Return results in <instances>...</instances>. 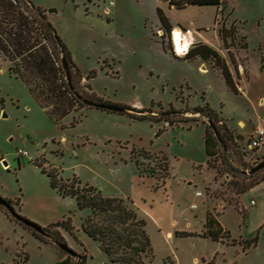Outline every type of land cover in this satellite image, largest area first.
Instances as JSON below:
<instances>
[{"label":"rangeland","instance_id":"obj_1","mask_svg":"<svg viewBox=\"0 0 264 264\" xmlns=\"http://www.w3.org/2000/svg\"><path fill=\"white\" fill-rule=\"evenodd\" d=\"M8 2L0 0V197L40 227L68 217L72 234L57 230L75 255L85 256V264L111 263L81 230L88 210L52 189L42 169L134 204L146 222L151 264H214L201 258L213 256L217 264H264V183L246 189L264 176V167L250 173L264 161V145L247 147L250 129L264 127V0H225L221 12L213 6L177 10L156 0ZM156 8L171 27L189 29L193 45L202 39L217 44L216 31L233 24V40H220L219 50L233 72L228 52L245 58L233 61L237 79L248 73L240 82L247 94L239 87V94L229 92L209 66L202 73L197 60L175 58L166 35L162 49ZM45 24L70 52V61ZM62 58L69 84L83 99L143 109L147 116L173 109L196 121L168 126L85 106L67 89ZM205 102L233 136L217 145L208 164L204 129L216 118L192 112ZM258 117L262 125L255 124ZM243 120L254 124L241 129ZM205 209L227 230L221 229V240L164 236L173 221L176 231H200ZM7 214L0 207V264H56L67 256L48 235H42L47 243L39 241ZM254 238V246L242 248ZM77 262L71 256L69 264Z\"/></svg>","mask_w":264,"mask_h":264},{"label":"trees","instance_id":"obj_2","mask_svg":"<svg viewBox=\"0 0 264 264\" xmlns=\"http://www.w3.org/2000/svg\"><path fill=\"white\" fill-rule=\"evenodd\" d=\"M17 0H12L8 3H16ZM167 3L168 7H172L177 10L184 9L189 6H213L218 9L224 5L225 0H156ZM222 8L220 9V12ZM156 16L159 20V24L161 28H158L157 31H162L163 33L158 36L160 40V45L162 49H164L163 40L164 35H166V42L169 48L172 50V45L170 41L169 35L171 34L172 27L170 26L168 19L165 17L164 13L160 8H156ZM235 21V20H234ZM47 28L49 26L45 24ZM52 37L54 38L56 44L60 47L61 51L64 53L66 62L70 61V52L67 50L65 45L61 42L59 37L56 35L55 31L49 28ZM236 30L235 27L230 25L228 29L224 27L222 24L220 28L217 30L218 37L222 41L224 45H227V39L230 40L229 43L234 38ZM245 49V48H244ZM173 52V50H172ZM174 53V52H173ZM175 55V54H174ZM229 59L234 68V73H231L228 69V66L225 60L212 48L207 46L206 44L198 43L192 44L187 51L182 55H175V58L181 60H197L198 62H206L207 66H209V70L216 71L219 76H221L226 89L233 93L239 94L238 84L236 82L237 77L235 76V71L237 72V68L235 67L233 61V55L228 52ZM67 89L70 91L68 84ZM74 96V95H73ZM75 97V96H74ZM76 99V98H75ZM77 100V99H76ZM79 101V100H78ZM99 104L105 105H113L119 106L116 104L103 103L99 102ZM86 106V105H85ZM125 109H128L132 112H124L119 114H125L126 116L136 119V120H149L152 122H164L168 126H177L180 123H187L189 121H196V118L191 119H183L181 118V113L179 111L170 109L165 112L159 113L158 116L153 115H145L142 112L143 109L130 108L127 106H123ZM102 110V109H100ZM192 112L194 114H199L204 116V112L207 115L214 116L216 118V114L212 108L209 107L208 103H204L203 106L194 107ZM211 116L209 119H212ZM173 117V118H172ZM215 122L209 125V128L205 127L204 129V151L205 155L208 158L207 164L209 163V158L213 157L216 152L215 149L217 145L225 144L226 141H232L233 136L230 130L225 125V120L221 118H216ZM217 123H220V127L217 126ZM216 124V125H215ZM189 129V128H187ZM235 142L239 141V138H234ZM164 161L166 159L164 158ZM135 165L137 166L136 160H134ZM42 173H46L49 184L52 189H54L59 195L65 197L74 198L77 203V208L79 210L87 209L88 215L85 219L82 220L81 230L88 237L97 241L99 244V249L105 254L106 258L111 264H151L153 260L152 247L150 244L149 237L146 233L145 226L146 222L144 219H141L137 215V210L132 206H127L124 203L122 198L118 197H103L98 190L94 187L85 185L80 186L79 181L76 179H72V181L63 182L62 179L57 178V172L55 170L42 169ZM141 177V175H139ZM260 183H264V176L255 179L253 182L248 184L246 189H250L255 185ZM9 204L11 201L6 200ZM8 218L20 226L27 228L31 231V234L37 238L39 241L43 243H47L44 241L42 235L36 233L31 228H28L11 216L7 214ZM44 231L45 235H48L54 243L65 244L63 237L57 230V228H61L66 232L72 234L73 227L70 223V219L68 217L49 224L47 227H41ZM216 228V231L214 230ZM221 227L218 222L207 215L205 218L203 231L200 234H193L189 232H176V236H192L197 235L201 237H208L212 241L221 240ZM225 232L226 230H222ZM256 243V239L247 240L244 242L242 248L248 249L251 246H254ZM74 257L79 258V262L76 264H85L86 258L85 256L75 255ZM71 256L67 255L63 260L57 262L56 264H69Z\"/></svg>","mask_w":264,"mask_h":264},{"label":"water","instance_id":"obj_3","mask_svg":"<svg viewBox=\"0 0 264 264\" xmlns=\"http://www.w3.org/2000/svg\"><path fill=\"white\" fill-rule=\"evenodd\" d=\"M48 12H53L52 10H48ZM61 65H62V68L65 72V76H66V81H67V84H68V87L70 89V91L73 92V95L75 96V98L77 100H79L81 103H83L84 105L86 106H89V107H93V108H96V109H102V110H106V111H110V112H118V113H121V112H132L128 109H124L120 106H113V105H105V104H99V103H95V102H91L90 100H87V99H83L81 98L79 95H77L71 85L69 84V80H68V73H67V70H66V64H65V61L64 59L62 58L61 59ZM200 70H204V66L201 65L199 67ZM208 125L211 126V123L210 121H208ZM3 164L5 165V162H3ZM264 167V161L261 162L260 164H258L257 166H255L254 168H252L250 170V173L254 172V171H257L261 168ZM0 207H2L3 209H5V211L9 214V216H11L13 219H15L16 221H18L19 223H21L22 225L28 227V228H31L33 231H35L36 233L40 234V235H45L44 231L42 230V228L22 217H20L15 211L14 209L12 208V206L6 201L4 200L3 198L0 197ZM54 243V242H53ZM61 251H63L65 254L69 255V256H75V253L69 249L67 247L66 244H61V243H54Z\"/></svg>","mask_w":264,"mask_h":264},{"label":"crops","instance_id":"obj_4","mask_svg":"<svg viewBox=\"0 0 264 264\" xmlns=\"http://www.w3.org/2000/svg\"><path fill=\"white\" fill-rule=\"evenodd\" d=\"M189 7H191V6H189ZM174 28H176V27H172V30L174 29ZM216 37H217V44H215V43H210V41H208L207 39H202V40H200V43H202V44H206L207 46H209L210 48H212L213 50H215L219 55H221L222 56V58L223 59H225V56H224V54H222V52H221V50H219V48H220V39H219V37H218V33H217V31H216ZM212 45H214V46H212ZM232 53V52H231ZM240 52H235L234 53V59L237 61V60H239L238 58H240V59H245V58H242L240 55ZM225 62H226V64H227V66H228V69H229V71L231 72V73H234L233 72V70H232V68H230L231 66H230V63L228 62V60H226L225 59ZM199 63V62H198ZM200 63L201 64H203V66H204V71H206V69L208 70V68H207V63L206 62H202V61H200ZM240 68V70H241V65L239 66ZM246 67V66H245ZM207 72V71H206ZM206 72H204V73H206ZM238 75H240V74H238ZM248 78V73L246 72V74H245V76H243V77H240V78H238L237 80H238V83H239V89H240V91H241V94L242 95H246L247 94V92L246 91H244V89L241 87V81L243 80V79H247ZM260 102H262V100H260ZM257 123H255L256 125L258 124V123H260L261 124V122L260 121H263V119H261V118H257ZM252 124L253 122L250 120H248V121H244L243 120V122H242V126H241V129H244L245 128V126H246V124ZM254 124V123H253ZM262 125V124H261ZM250 131H251V129H250ZM156 190V189H155ZM165 190V194H166V200L170 197V194H169V192H167V190L166 189H164ZM168 197V198H167ZM196 197H201V196H196ZM133 203V202H132ZM195 205V204H194ZM132 207H134V209H136V210H138V208L136 207V206H134V204H132ZM196 208H197V206H196ZM195 208V209H196ZM146 209V208H145ZM149 209H151V207L149 206ZM152 210V209H151ZM205 214H204V222H205V218H206V216H207V212H206V209H205ZM149 214L150 215H152V213H150L149 212ZM214 218V217H213ZM154 219V218H153ZM215 219V218H214ZM155 220V219H154ZM216 220V219H215ZM155 221H157V220H155ZM217 221V220H216ZM158 222V221H157ZM218 222V221H217ZM175 223L176 222H172V226H169V227H167V226H165L164 227V236L167 238V236H169V238H170V240L173 238V233H175V235H176V232H186V231H183V230H181V231H176L175 230V227H173V226H175ZM219 224V226L222 228V230H226V229H224L221 225H220V223H218ZM158 225H160V224H158ZM202 230V229H201ZM201 230L200 231H193V232H191V233H193V234H199V232H201ZM227 231V230H226ZM195 236V235H194ZM197 236V235H196ZM178 237V236H177ZM197 237H201V236H197ZM201 238H205V237H201ZM222 243V242H221ZM65 257H62L61 259H60V261L61 260H63ZM202 258V260L205 262V263H207V262H209V261H211V260H214V264H217V259L215 258V256H213L212 258H208V259H204V257H201ZM25 260H26V258H24V262H25ZM193 260H196V258L194 257L193 258Z\"/></svg>","mask_w":264,"mask_h":264},{"label":"built area","instance_id":"obj_5","mask_svg":"<svg viewBox=\"0 0 264 264\" xmlns=\"http://www.w3.org/2000/svg\"><path fill=\"white\" fill-rule=\"evenodd\" d=\"M178 29H179V34H180L181 38L188 40L187 48L184 51H182L181 54H178L177 52H175V44H174L172 36L170 37V41H171L172 50H173L174 54L175 55H182L194 43V38L191 35V31L189 29H185V30L180 29V28H178ZM263 145H264V127L253 128L251 130V132L249 133V138H248V143H247L248 149L249 150L257 149ZM18 154L25 155L26 152L18 151ZM195 195L200 196V192H196ZM191 208H196V206L194 204H192Z\"/></svg>","mask_w":264,"mask_h":264},{"label":"bare ground","instance_id":"obj_6","mask_svg":"<svg viewBox=\"0 0 264 264\" xmlns=\"http://www.w3.org/2000/svg\"><path fill=\"white\" fill-rule=\"evenodd\" d=\"M172 38L175 44V52H177L178 54H181L182 51H184L187 48L188 40L181 38L179 34V30L177 28H174L172 30ZM203 72L204 70H202V73Z\"/></svg>","mask_w":264,"mask_h":264}]
</instances>
